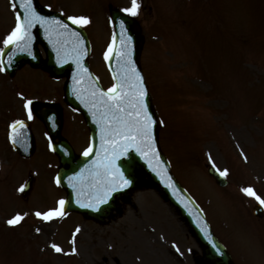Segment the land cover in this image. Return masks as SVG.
<instances>
[{
  "label": "rangeland",
  "instance_id": "1",
  "mask_svg": "<svg viewBox=\"0 0 264 264\" xmlns=\"http://www.w3.org/2000/svg\"><path fill=\"white\" fill-rule=\"evenodd\" d=\"M51 1L56 10L64 9L67 14V10H79L89 17L96 51L109 42L111 31L99 0H61L64 8L57 0ZM160 1L164 6L162 12L172 9L173 0ZM9 3V0H0V45L15 30ZM148 3L151 5L152 0ZM146 4L144 0L143 5ZM180 6L181 14H185L181 15L180 25L165 26L160 34L156 28L160 18L145 11L140 13L145 18L143 28L147 37L142 65L153 105L163 123L161 146L174 164V175L205 211L213 233L230 249L236 264H264V224L259 223V232L251 213L258 201L264 206V0H196L191 15L189 0H183ZM182 24L185 49L194 60L201 61L200 73L184 66L183 61L190 54L188 57L183 50ZM249 34L258 38L249 40L247 49L242 41L231 49L238 59L232 56L231 50L226 51L229 36ZM170 36L175 38L172 46L168 42ZM157 39L166 45L157 49ZM170 56L174 58L170 60L171 70L167 61ZM92 64L108 84L98 58ZM207 66L213 70L210 72ZM185 74L188 79L183 77ZM34 75L23 69L14 81H6L4 77L5 82L0 80V170L3 165L0 209L6 204L0 218L7 223L5 227L0 225V264H194V254H201L199 246L154 191L134 193L135 206L124 207L122 216L104 226L77 215L62 220L45 219L47 208L54 210L58 196H62L54 183L53 158L50 153L38 151L32 161H20L14 156L15 160L6 140L13 119L25 118L26 104L34 96L33 89L27 91L23 82L33 84ZM173 80L179 84L184 81L186 85L180 86L182 97L186 98L184 92H187L190 100V103L182 101L181 116L171 111L175 104L170 102V110L165 102L164 90ZM203 80L220 86L205 99L194 93L195 89H210L206 84L200 85ZM235 95L239 99L234 100ZM211 102L218 109L212 115L206 109ZM184 126L190 127L189 134L194 137H190ZM74 141L75 147L81 148L86 138L83 134ZM33 166L38 170L37 176ZM210 166L223 174L227 187L214 184L206 172ZM6 170L10 173L11 186L22 180L16 190L19 199L7 184ZM26 172L36 177L37 185L32 198L31 193L29 200L23 201L19 192L28 177ZM253 231L256 251L249 247ZM259 234L263 243L257 249Z\"/></svg>",
  "mask_w": 264,
  "mask_h": 264
},
{
  "label": "water",
  "instance_id": "2",
  "mask_svg": "<svg viewBox=\"0 0 264 264\" xmlns=\"http://www.w3.org/2000/svg\"><path fill=\"white\" fill-rule=\"evenodd\" d=\"M33 1L15 0L20 7V13L25 16L28 15L27 8L33 6ZM43 14L47 15L46 12ZM113 19L116 44L111 56L116 60L111 64L120 86H124L121 88L124 89L128 81L122 66L127 67L129 71L136 70L141 40L137 37V29L132 21L116 12L113 13ZM26 22L27 20L25 27ZM46 26L48 33L44 44L49 50V59L43 66L57 76H68L72 86L69 85V89H66V99L86 115L94 140V148L82 157L72 156L62 143L54 148L62 164L58 180L68 192L65 209L81 212L86 217L103 223V218L110 214L117 200L127 196L130 190L141 184L155 186L201 244L204 261L207 264H232L229 254L210 232L197 205L170 176L164 157L156 149V128L149 101L145 103L146 109H142L144 113L140 107L139 98L143 86L138 72L136 71V75L132 72L134 88L126 93L134 98L129 105L139 112L138 124L131 116L123 115L125 109L117 104L119 96L115 90V93L100 103L103 106V114L107 117L104 123L109 125L107 134H102L104 131L101 132L96 118L90 115L89 107L83 98L79 99L76 90H72L74 84L77 81L82 83L85 77L78 76L79 72L73 73L74 65H79L81 59H85L84 33L56 18L49 19ZM16 47L7 48L3 53V65L12 73L24 61L17 59L19 56L14 61L9 60L11 55L17 56L18 51L21 55L33 53V46L31 50L27 45ZM29 62L33 65L32 59ZM87 79L86 82L90 86ZM105 105L109 106V111L104 108ZM20 128L22 126L16 128L11 140L15 149L27 157L33 152V142L25 138ZM208 172L216 182H222L217 173L211 170ZM256 212L260 214L258 209Z\"/></svg>",
  "mask_w": 264,
  "mask_h": 264
}]
</instances>
